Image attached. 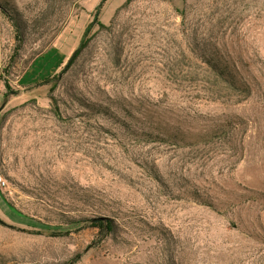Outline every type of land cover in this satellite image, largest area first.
Instances as JSON below:
<instances>
[{
  "label": "rangeland",
  "instance_id": "rangeland-1",
  "mask_svg": "<svg viewBox=\"0 0 264 264\" xmlns=\"http://www.w3.org/2000/svg\"><path fill=\"white\" fill-rule=\"evenodd\" d=\"M101 1L0 0V264H264V0Z\"/></svg>",
  "mask_w": 264,
  "mask_h": 264
},
{
  "label": "trees",
  "instance_id": "trees-1",
  "mask_svg": "<svg viewBox=\"0 0 264 264\" xmlns=\"http://www.w3.org/2000/svg\"><path fill=\"white\" fill-rule=\"evenodd\" d=\"M104 2H105V0L101 1V3L99 4V6L97 8V11L102 7ZM94 20H95V22H98L100 27H102V28L105 27V25L98 20L97 14L95 15V19ZM93 25H94V22L90 23L87 26V28L85 29V31L83 33V36L81 38L79 47L76 50L75 58H78L79 55L81 54V52L89 45V42L91 40L90 39L91 37H89V34H90L91 30H92ZM73 61H74V59H73ZM212 64H214V63H212ZM213 66H214L213 67V71L214 72H212V75L216 78L217 81H218L219 78H221V81L219 80V82H223L225 85L229 86L230 88H232V87L233 88H235V87L236 88H242L239 85L240 81L237 78V75L234 74L232 71H230L229 68L226 65L223 66L221 64L220 65H215L214 64ZM54 78H55V76L54 77H47L44 80V83L45 84H49V83L53 82ZM54 86L55 85H53V87ZM242 89H244V91H248V87L246 85ZM96 218H93V219L89 220L91 222L92 226L100 227L101 229L109 228L111 226V222H110L111 220L109 218H105V219L102 218V220H98V218H100V217H96ZM94 219H96V220H94ZM0 222H2L1 219H0ZM63 232H69V231H60L58 233H52V234H62Z\"/></svg>",
  "mask_w": 264,
  "mask_h": 264
},
{
  "label": "water",
  "instance_id": "water-1",
  "mask_svg": "<svg viewBox=\"0 0 264 264\" xmlns=\"http://www.w3.org/2000/svg\"><path fill=\"white\" fill-rule=\"evenodd\" d=\"M76 56V51L73 53V55L71 56L70 60L68 61V64H67V67L72 63L73 59L75 58ZM97 219V218H96ZM94 219V220H96ZM102 218H98V220H101Z\"/></svg>",
  "mask_w": 264,
  "mask_h": 264
},
{
  "label": "built area",
  "instance_id": "built-area-1",
  "mask_svg": "<svg viewBox=\"0 0 264 264\" xmlns=\"http://www.w3.org/2000/svg\"><path fill=\"white\" fill-rule=\"evenodd\" d=\"M0 180H1V178H0Z\"/></svg>",
  "mask_w": 264,
  "mask_h": 264
}]
</instances>
